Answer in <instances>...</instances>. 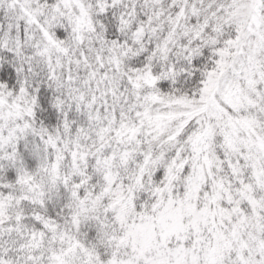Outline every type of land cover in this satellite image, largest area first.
<instances>
[{"label": "snow or ice", "instance_id": "6c2138e0", "mask_svg": "<svg viewBox=\"0 0 264 264\" xmlns=\"http://www.w3.org/2000/svg\"><path fill=\"white\" fill-rule=\"evenodd\" d=\"M0 264H264V0H0Z\"/></svg>", "mask_w": 264, "mask_h": 264}]
</instances>
